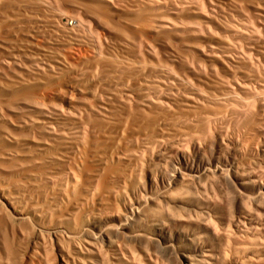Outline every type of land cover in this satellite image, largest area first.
Returning <instances> with one entry per match:
<instances>
[{"label":"rangeland","instance_id":"rangeland-1","mask_svg":"<svg viewBox=\"0 0 264 264\" xmlns=\"http://www.w3.org/2000/svg\"><path fill=\"white\" fill-rule=\"evenodd\" d=\"M6 1L0 2V44L7 46V50L10 47L8 53L14 50L15 54L10 52L14 55L21 51L20 55L29 52L39 60L46 59L49 67H31L23 56L19 58L25 67L22 70L3 67L0 63L4 68L0 72V87L10 83L22 86L27 92L30 90L26 92L27 97L24 94L20 97L29 100L33 96L30 100L35 97L59 104L64 116H59L58 122L83 127L92 143L85 154L73 156L79 166L76 173L82 171L83 163L88 166L84 183L89 182L95 188L78 216L63 225L62 230L46 225L35 229L31 222L32 225L17 221L21 227H27L32 239L39 234L43 259L40 264H78L81 260L74 251V242L78 240L92 243L103 251L108 249V240L125 244L141 258L142 264H150L149 260L153 264H264V135L257 130L264 124L261 110L264 89L258 93L252 88L238 90L223 62L218 59H209V62L201 52L204 48L209 50L211 44L232 43L224 31L226 28H239L259 36V41L262 40L259 44L264 46V35L253 32L259 25L255 22V7H264L263 1H192L201 11L203 4L208 11L211 3L217 10L208 11L212 15L209 30L199 31L195 26V35L184 33L182 37L173 30L158 29L157 12L149 14V10L148 13L142 10L145 0H141L142 9L136 12L139 14H131L125 5L122 8L128 7L127 13L123 10L113 18L98 0H55L51 5L39 0H36L38 3ZM161 14L158 16L163 19L176 17L167 12ZM184 15L177 16L175 21L181 18L188 25L193 20L196 25L200 23L194 16ZM7 42L12 45L8 46ZM206 43H210L208 49L207 45L204 47ZM234 43L231 45L242 52L239 43L236 46ZM239 52L233 58L239 71L262 82L264 59L262 67L260 62L253 63L254 60L249 61ZM137 63L143 68L140 66L141 71L136 73L132 68ZM172 68L180 77L167 73ZM156 70L162 73L157 75L158 79L154 75ZM164 77L166 80L162 81ZM149 81V85L160 86L166 82L169 89L177 86L184 93L178 98L170 96L165 103L146 101L141 90ZM120 84L128 85L131 91L118 88ZM234 91L239 93L236 95ZM244 106L253 109L252 118L241 119L238 124L237 116L230 115L236 111L238 114ZM210 110L224 112L223 118L230 117L229 121L225 118L228 122H211L209 126L206 113H211ZM10 115L21 120V115ZM1 120L0 149H4L11 144L1 133L12 126ZM33 128L22 133H31ZM32 133H38L36 143L44 144V135L39 130L34 128ZM28 139L32 141H27L29 145L35 146L34 138ZM34 146L28 151L34 150ZM50 146L54 163L61 165L64 152L59 153V143L50 142ZM14 159L5 162L22 163L20 157L15 159L19 163ZM6 165L4 168L9 167ZM24 167L8 173L11 183L23 185L26 181L23 171L28 170ZM2 204L9 217L10 211L0 194ZM64 229L75 234L78 240ZM72 257L76 259L72 261Z\"/></svg>","mask_w":264,"mask_h":264},{"label":"bare ground","instance_id":"bare-ground-1","mask_svg":"<svg viewBox=\"0 0 264 264\" xmlns=\"http://www.w3.org/2000/svg\"><path fill=\"white\" fill-rule=\"evenodd\" d=\"M8 1H6V2H8ZM13 1L14 0H12L11 2L13 3ZM39 1L40 2H46V3H49V5H51V2L55 1V0H39ZM98 1L100 2V3L98 2L99 4H103V6L105 7L104 10L108 13V16L110 15V16H112V18L114 16H116L117 14L119 15V13L123 12V10L125 13H127L125 11V9L127 10L128 7H129L128 12H131V14H132V12H134V14H135L136 12H138L142 9L141 8V0H98ZM188 1H190V2H188V4L182 3V2H177V3L172 2V4H171V3H169V1L167 3L166 0H147V1L145 0V2H147V3L144 4V7L142 10H145V12H147V10H149L150 11L149 14H151V12H154V13L157 12L156 13L157 16H155V17L159 18V23L156 24L158 29L159 28L161 30L165 29L167 31L173 30L177 34H180V35L181 34L183 35L184 33L185 34H189V33L191 34V32H192V34H194V32L196 33V31H194V29L196 27H199V28H196V30H199V29L202 30L204 28L208 29L209 27L211 28V25L209 22H210V19H212V15H210L211 13H209L208 11L215 12V10H217V9H215V7H213L214 5L212 6V3L209 2L211 4H210V6L208 5L209 10L207 11L206 10L207 8L205 6H203L204 5L203 3L205 1L203 2L201 0L203 2V3H201V4H203L202 5L203 10L202 11L207 12V13L206 12L203 13L200 10L201 8H199L197 5H195V4L192 5V3H193L192 1H195V3H197V0H188ZM261 1H263L262 3H264V0H261ZM0 2H2V0ZM17 2H20V1L18 0ZM35 2L38 3V1H36V0H35ZM253 2H257V1H253ZM96 3L97 2L95 1L94 4H96ZM190 3H191V5H190ZM86 5H87V3H86ZM125 5H128V7L126 6L127 8L123 9L122 7ZM145 5L146 6L148 5V6L146 7ZM21 6H23V5H21ZM261 6L260 7L258 6V8H256L257 6L255 7L256 11H255L254 16L256 18L255 19L256 21L255 20L254 21L256 23H258L259 25L255 26L253 28V30H254L253 32L257 33V35L261 34L263 36L264 35V7L263 6L261 7ZM144 8H146V9H144ZM104 10L102 9L103 12H104ZM159 12H160V14H161V12L162 13L167 12L168 15H172V16H176V17H174V19L169 17L171 19L168 20L167 19L168 16L166 14L167 17H164V19H163V17H160L163 14L158 16ZM136 14H139V13H136ZM182 14H185L187 16L188 15L194 16V18L197 19L195 21H200V23L198 22L196 25V23L193 20L192 24L194 26L192 24L188 25L189 24L188 22H187L188 24L187 23L185 24V22H184L185 20L180 21L181 18L179 20L181 23H177L178 20L175 21V19L177 18V16L182 17V16H180ZM139 16H141V12H140V15H138V17ZM151 16H152V20H153L154 14ZM134 18H137V17L134 16ZM148 18H151V17H148ZM156 20H158V19L156 18ZM129 21H130V23L132 22L131 20H128V23H129ZM133 21L136 22V20H133ZM166 21H170V22H166ZM135 22H133V23H135ZM153 22L154 21H152V23ZM182 22H184V23L182 24ZM252 24H254V23H252ZM129 25L130 24H128V26ZM156 25H155V27H156ZM189 26L191 28L192 27L193 28L190 29ZM234 29H232V28L224 29V31L226 32V35L228 37H230L229 38V39H231L230 41L233 40L232 43H234V42L239 43L238 44L239 47L240 46L242 47V45H240V44H243L244 49H241V47L239 48L240 50H242V52L240 51L241 54H243L245 56V58H248V60L250 59L251 62L254 60L253 63H255V61H256L258 63L260 62V64H261V61H263L262 59H264V51H262L261 49H262V47L264 48V46H261V44H259V42L262 41L261 39L259 41V39L257 38L259 36L250 35V33L248 34L243 29H239V28L238 29L234 28ZM162 31L164 32V30H162ZM176 33H174V34H176ZM182 35H181V37H182ZM262 36H261V38H262ZM226 40H227V38L225 40L223 39L222 41H226ZM220 43H218L219 45H215V46H212L213 44H211L210 47L208 46L210 43L209 44L206 43L204 45V47L207 45L206 48L209 47V50H207L208 49L207 48L206 49L207 51H205V48H204L203 49L204 51H201L202 54L208 58L207 61H209V59L210 60L211 59L212 60L218 59L219 61H222L223 62V63L221 62L222 65H224V67L227 68V70H228L227 71L228 73L226 71L225 72L227 73V75L229 74L228 75L229 79L235 84L234 87L236 86V88H238V90H240V89L244 90V89L252 88L253 92L258 93L257 91H260V89H264V78H263L262 82H259V81H257V79L255 80L254 77L250 76V74H248L249 72L247 73L248 75H246L243 72L239 71V68L236 65L237 63H235L236 61L234 62V60H233L234 57L236 58L238 56V52H239L237 50L238 48L236 49V47H234V45H231L232 44L231 42H229V43L226 42L227 44L226 43L220 44ZM237 43L235 44V46L237 45ZM10 44H11V42H10ZM7 45H8V42H7ZM202 46L200 47L201 50H202ZM6 47H5V45L0 44V63L3 65V67L5 66V67L10 68V69H12L13 67L19 68L21 70L25 69V67H23V65H22V62L19 61L20 59H22L21 58L22 56L26 58V61H28V62L30 61L29 63L31 64L30 65L31 67L33 66L34 68H37V69H42L43 66H45V65H46V67H49L47 62H45L46 59H44V61L39 60L34 55H29L28 54L29 52L27 53V55L26 54L20 55L21 54V51H20V54L16 53L17 55H14L15 54L14 50L10 49V51L8 53V50L10 47L8 48V50L6 49ZM14 47H16V46L14 45ZM16 48H14V49H16ZM6 51H7V53H4ZM12 51L14 54L10 53ZM15 51H17V50H15ZM23 51H24V49H23ZM240 52H239V54H240ZM24 53L25 52H23V54ZM239 58H241V57H239ZM248 60H247V62H248ZM140 61H141V59H140ZM57 64L59 66H61V63L57 62ZM139 64L134 66V68H132V69H134L133 71L136 73H137V71H141L142 66H141V64L140 65ZM191 64H195V63L191 62ZM2 65H1V67H2ZM199 65H200V63H199ZM1 67H0V69L2 71H0V72H4L3 71L4 68H1ZM145 67H147V66H145ZM262 67H263V65H262ZM152 68L153 67H151V69ZM163 69H164V67H163ZM167 70H169V69H167ZM155 72H156V74H154ZM174 72L175 71L172 68V70L170 69V72H167V73L172 74L173 76H176L175 78L180 77L179 73H178L179 74L178 75L177 73L175 74ZM154 73L153 74L155 75V78H157L158 74H159L158 76H160L161 71L159 73L156 70V71H154ZM164 73H166V72H164ZM2 74H5V73H2ZM6 74L4 76H6ZM228 76H227V78H228ZM165 77L162 78L163 79L162 81L166 80ZM175 80H179V82H181L180 81L181 79H175ZM173 81H174V79H173ZM175 82H177V81H175ZM179 82L177 83L178 85L180 84ZM14 83L20 84V82H14ZM147 83H148V85H145V88L141 90L142 94L144 96V100H146V101H156L157 103L158 102L159 103H165V100H168L170 96L178 98V96H182L184 93V91L182 92L181 90L177 89V86L174 89H169L166 82H163L162 86L156 85V84L155 85L154 84L149 85L150 81ZM261 85H263V86H261ZM21 87L16 86V85L11 84V83L9 85L5 84V87H2V88L0 87V119L5 120L6 124L8 123L10 126H12V129L4 130L6 132L3 131L4 133H1L3 139L6 140L7 142H9L11 144V146L5 147L4 149H0V194H1V197H3V199L5 200L6 206L8 207V210L10 211V216H12V218L14 217V220L11 219L10 216H9L10 217L9 218L8 215L5 213L7 211L6 208L4 210L3 204L0 205V264H40L41 263L40 261L43 260V259L41 260V258H42L41 245L42 244L39 241L40 236H39V234H36L35 237L32 239L31 238L32 236H30L31 235L30 232H28V230H26L27 227L26 228L21 227L22 224L20 225V223H22V222L23 223H28V222L30 223L31 222L35 225V227H34L35 229H36V227L40 228L43 225L44 226L46 225V227L47 226H51V228L53 227V230H57V229L62 230L63 225L67 224L70 220H74L78 216L80 210L82 208H84V206L87 203V200L92 196V194L95 190L94 186L92 184H90L89 182L87 184L84 183V181H85L84 178H86V177H83V176H85V173L87 170L89 171V169H87L88 166L84 165V163H83V165L81 167L82 171L78 174L76 172H77V168L79 166L76 165L75 160L73 159V156L77 157V153L85 154L92 147L91 141L87 138L89 136V134H85L84 132H86V130L84 131V128L81 126H77V125L75 126L72 123H66V124L65 123H62V124L59 123L57 120V119H59L58 117L64 116L63 112H62V108L59 104H53L51 102L46 103V101L44 99H43V101H42V99L40 101L39 99H35V97H34V99L36 101H34V99L30 100L31 98H33V96H31V98L29 100L27 98H24L23 96L20 97V95H22V94H24V96L27 97L28 96L27 93L30 90L29 89L27 92V89H22L24 87H22V88ZM119 87H120V89L124 90L125 92L131 91V89L128 85L120 84L118 86V88ZM236 88L233 90H236ZM33 92H34V90H33ZM234 93H236V95H237V93H239V92L234 91ZM241 99L243 100V97ZM254 104H256V103L254 102ZM237 105H239V104H237ZM261 105H263V107H261L262 108L261 110H262V112H264V101H262ZM240 106H238V107H240ZM244 108H245V106H244ZM246 108H247V110H246ZM246 108L244 110L240 111L238 114L236 113L237 111L235 113L233 112L232 114L229 112L228 113H229V115L231 114L230 116L236 115L237 116L236 121L238 122V124H241V123H239L241 121V119H249L250 120L249 117L252 118L251 114L253 111H251V110H253V109H250V107H249L250 110H248V106H246ZM235 109H239V108L235 107ZM232 111H234V110L232 109L231 112ZM207 113L209 114L210 112H207ZM207 113H206V115H207L206 119L208 120L210 118V120H208L209 122L207 121L209 126L212 123L221 124L224 121H227V120L229 121V119H230V117L228 119L226 115H225L226 117L223 118L224 112L223 113H221V112H217V113L215 112L214 113L211 111V113L209 115ZM10 114L21 115L20 116L21 118H19L21 120L17 121L18 120V119L16 120L17 117L14 119V115L12 118ZM34 114L36 115L35 116L36 118H33ZM220 114H222V115H220ZM205 117L206 116L204 115V118ZM225 118H227V120ZM44 119H48L49 121H45ZM14 120H16V121H14ZM243 121H244V123H247V122H245V120H243ZM250 122H248V123H250ZM244 123H242V124H244ZM33 127L35 128V131L36 130L40 131L39 134H42V136L44 135L42 137L44 140V144H41L40 142L36 143L37 140H36L35 136H37L38 133H32L34 131ZM28 128H33V131L31 130V133L30 132L22 133ZM243 128H245V127H243ZM13 129H14V132L10 133V131H12ZM8 130H10V131H8ZM257 130L259 133L264 135V124L261 127H259V129L257 128ZM17 131H18V133H15ZM45 136L47 137L46 139H44ZM28 138H32V139L34 138L33 143L35 142L34 140H36L35 146L33 145L34 150L31 149L30 151H28V149L33 147V146L31 147L29 145L32 141H30ZM27 141L30 143H28ZM50 142L52 144L54 142H57V143H59V146H60V143H62V145L60 146L61 148L58 147L61 150V151L59 150V153L64 152L63 154H61L62 156L60 158L61 165L54 163L53 153H51V151L49 150V148L51 147ZM12 144H16L17 145L16 148H14V146H12ZM18 148H21V149H18ZM19 157L22 159V163H19V160L18 161L15 160L16 158H19ZM13 159L16 162H18L19 164H16L15 162L12 163ZM5 161H8L9 163H10V161H12L11 162L12 165L10 164L11 167L8 164V162L6 163ZM4 164L5 165L8 164L6 166H9L10 168L9 167L4 168L5 167ZM1 165H4V167ZM24 166L25 167L28 166V167H26L28 170H24L25 172L23 171V174L26 173V175L24 176L26 181L24 183H22L23 185H21L20 182H19L20 185H16L18 183H14V182L11 183L12 182V181L10 182L11 179L7 178L9 175L8 173L10 171H12V172L15 171L14 169H16L18 167L20 168V167H24ZM25 167H24V169H25ZM10 175H12V174H10ZM12 176H9V177L11 178ZM78 189H81V192H79ZM112 191L113 190H111L110 192H112ZM7 213H8V211H7ZM14 221L16 223L20 222L18 224L19 225L18 228L15 227L16 223ZM17 221H19V222H17ZM124 221H127V220L125 219ZM21 228H23V229L25 228V229L23 230ZM39 228H37V229L40 230ZM43 228H45V227H43ZM51 228H49V229H51ZM65 230L69 236L78 240V237L75 234H71L70 232L67 231V229H64V231ZM74 243L76 244V245L74 244L76 247L74 251L77 253V256H78L77 258L78 259L80 258V260H81V262H79L80 264H142L141 258L139 256H137L129 246L122 244V243L119 244V243L111 242L108 240V249L106 251H103L100 247L97 248L92 243H87V242L81 243L80 240L75 241ZM72 249H74V248H72ZM74 251H73V254H74ZM79 255H82L84 257H79ZM202 256L205 257L204 254H202ZM72 258H73L72 261L76 259V257L75 258L72 257ZM149 262H150V264L151 263L153 264V262L151 260H149ZM206 263H208V262L206 261ZM63 264H67V263H63ZM76 264H77V262H76Z\"/></svg>","mask_w":264,"mask_h":264}]
</instances>
